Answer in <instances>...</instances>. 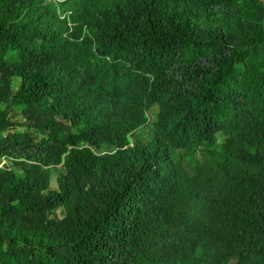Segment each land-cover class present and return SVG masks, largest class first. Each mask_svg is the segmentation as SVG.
<instances>
[{
  "label": "trees",
  "instance_id": "1",
  "mask_svg": "<svg viewBox=\"0 0 264 264\" xmlns=\"http://www.w3.org/2000/svg\"><path fill=\"white\" fill-rule=\"evenodd\" d=\"M3 163L0 264H264V0H0Z\"/></svg>",
  "mask_w": 264,
  "mask_h": 264
},
{
  "label": "rangeland",
  "instance_id": "2",
  "mask_svg": "<svg viewBox=\"0 0 264 264\" xmlns=\"http://www.w3.org/2000/svg\"><path fill=\"white\" fill-rule=\"evenodd\" d=\"M10 88H12V87L10 86ZM38 119H39L40 123L43 122V118H38ZM152 131H153V128L150 126V129L147 128V127H144L142 129H139L136 133H137V135L139 137L143 138V137H147L148 135H150V133ZM4 165H5V163H3V164L0 165V170L1 169H4Z\"/></svg>",
  "mask_w": 264,
  "mask_h": 264
}]
</instances>
